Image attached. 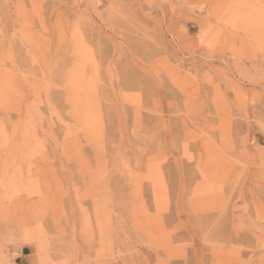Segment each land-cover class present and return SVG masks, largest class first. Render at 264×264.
Instances as JSON below:
<instances>
[{
	"label": "rangeland",
	"instance_id": "374dc122",
	"mask_svg": "<svg viewBox=\"0 0 264 264\" xmlns=\"http://www.w3.org/2000/svg\"><path fill=\"white\" fill-rule=\"evenodd\" d=\"M0 264H264V0H0Z\"/></svg>",
	"mask_w": 264,
	"mask_h": 264
},
{
	"label": "crops",
	"instance_id": "0c3cea01",
	"mask_svg": "<svg viewBox=\"0 0 264 264\" xmlns=\"http://www.w3.org/2000/svg\"><path fill=\"white\" fill-rule=\"evenodd\" d=\"M33 255L32 248L30 246H25L21 249L20 254L18 256L19 259L25 260Z\"/></svg>",
	"mask_w": 264,
	"mask_h": 264
}]
</instances>
